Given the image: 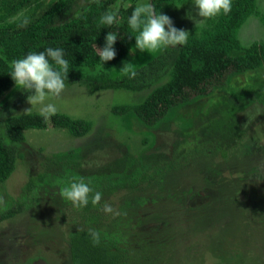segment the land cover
<instances>
[{
    "label": "rangeland",
    "instance_id": "obj_1",
    "mask_svg": "<svg viewBox=\"0 0 264 264\" xmlns=\"http://www.w3.org/2000/svg\"><path fill=\"white\" fill-rule=\"evenodd\" d=\"M146 3L150 0H137L138 5ZM256 3V13L239 30L243 46L264 39V0ZM167 15L189 34L206 21L196 15L193 0L169 9ZM157 53H141L135 47L106 72L121 77L126 63L132 70ZM147 92H92L76 82L66 85L59 97L45 100L56 112L88 120L91 129L81 137L53 126L24 131L26 139L18 144L21 155L12 175L0 183V195L7 206L27 202L21 212L0 222V264H72L62 217L67 204L60 195L67 170L116 174L124 171L128 157L140 166L174 162L162 190L118 194L122 204L126 200L125 215L134 225L131 264H264V114L243 128L248 120L244 113H264V67L231 74L224 85L172 108L154 126L133 112H113V106L139 102ZM23 93L14 86L0 96L4 136L8 112H41V104L28 103L29 94L16 102ZM220 148L230 150L227 158ZM42 174L46 181L37 193L27 192L30 178ZM26 193L29 197L24 198Z\"/></svg>",
    "mask_w": 264,
    "mask_h": 264
},
{
    "label": "trees",
    "instance_id": "obj_2",
    "mask_svg": "<svg viewBox=\"0 0 264 264\" xmlns=\"http://www.w3.org/2000/svg\"><path fill=\"white\" fill-rule=\"evenodd\" d=\"M124 1L55 0L49 5L46 0H0V96L16 86L10 75L14 60L31 52L61 48L69 61L66 85L82 82L92 92L108 88L135 92L148 90L141 101L118 104L112 110L116 114L133 112L144 124L154 126L172 108L195 97L208 95L216 87L224 85L231 74L264 67V39L243 46L239 38L241 26L257 11L256 0H232L228 14L207 19L199 31L189 34L185 44L168 47L127 74L112 78L106 69L135 48V36L138 34L128 26V18L138 6L137 0H131L125 6L122 4ZM187 1L150 0V3L157 13L167 15L169 9ZM110 11L118 12V28L100 23L101 16ZM261 21L264 25V12ZM110 31L118 32L114 44L116 56L102 64L95 45L103 48ZM133 71L135 76L131 75ZM26 94L29 93H23L16 102ZM2 109L0 107V113ZM49 126L65 128L75 137L84 136L91 129L88 120L61 112L47 118L38 111L8 112L4 133L10 138L9 144L4 142L5 136L0 128V183H4L16 168L21 155L18 144L26 139L24 131ZM218 152L227 158L230 150L220 148ZM173 163L172 160H158L155 164L140 166L138 160L128 157L123 163L124 171L116 174L67 170L69 174L63 178L64 186L73 178L83 177L86 183L90 182L94 192L102 193L99 204L93 205L90 196L88 205L83 208H76L65 200L67 206L62 217L68 227L72 264H131L135 251L131 234L134 225L130 216L125 215L126 200L122 204L117 199L118 194L162 190L172 174ZM45 179V174L31 177L25 190L37 193ZM28 194L24 198L29 197ZM26 202L24 199L8 205L7 210L0 213V222L21 212ZM105 203L112 207V213L103 210ZM116 212L120 215H115ZM90 228L100 232L99 245H93L88 234ZM155 238L159 242L163 240L158 235Z\"/></svg>",
    "mask_w": 264,
    "mask_h": 264
},
{
    "label": "clouds",
    "instance_id": "obj_3",
    "mask_svg": "<svg viewBox=\"0 0 264 264\" xmlns=\"http://www.w3.org/2000/svg\"><path fill=\"white\" fill-rule=\"evenodd\" d=\"M193 6L196 9V15L204 20L213 19L220 14H228L232 9V0H193ZM118 12L110 11L100 18V23L112 28L113 25L119 27L117 19ZM198 21H196L197 23ZM130 29L138 33L135 36V47L141 53L147 52L154 54L168 47H176L187 42L189 33L183 29H177L172 19L165 14L157 13L151 3L136 6L128 18ZM118 39V32L110 31L105 37V45L98 48V56L102 64L111 61L116 56L114 44ZM51 61V62H50ZM55 67L53 66V63ZM131 63H126L121 69L125 74L131 70ZM69 61L65 59L64 50L61 48H47L42 52H31L25 57L12 62V71L10 73L16 87L29 93L27 101L32 106L41 104V114L46 118L56 114V106L51 103L45 104L49 97H59L65 90V80L69 72ZM135 76V72H131ZM31 109L26 110L30 112ZM264 114L257 112L255 116L250 113H244L248 117L247 123L243 128L256 119L257 116ZM4 114L0 113V118ZM6 144L10 143V138L5 133ZM59 183V182H58ZM60 195L63 199L70 201L76 208L86 207L91 196L93 205L99 204L102 199V193L95 191L90 187V182H85L83 177L73 178L66 186L60 189ZM0 207L7 210L5 199L0 195ZM103 210L106 213H112V207L105 203ZM115 215H120L116 212ZM88 234L91 237L93 245H99L101 242L100 232L90 228Z\"/></svg>",
    "mask_w": 264,
    "mask_h": 264
}]
</instances>
